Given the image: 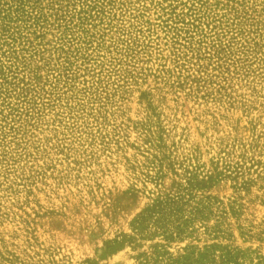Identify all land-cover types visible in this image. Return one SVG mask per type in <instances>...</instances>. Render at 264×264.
Returning a JSON list of instances; mask_svg holds the SVG:
<instances>
[{
	"label": "rangeland",
	"instance_id": "obj_1",
	"mask_svg": "<svg viewBox=\"0 0 264 264\" xmlns=\"http://www.w3.org/2000/svg\"><path fill=\"white\" fill-rule=\"evenodd\" d=\"M0 264H264V0H0Z\"/></svg>",
	"mask_w": 264,
	"mask_h": 264
}]
</instances>
